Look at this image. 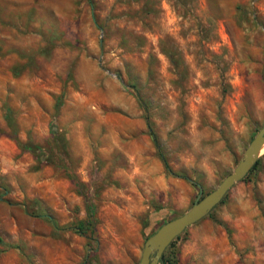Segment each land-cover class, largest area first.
<instances>
[{
    "label": "rangeland",
    "instance_id": "374dc122",
    "mask_svg": "<svg viewBox=\"0 0 264 264\" xmlns=\"http://www.w3.org/2000/svg\"><path fill=\"white\" fill-rule=\"evenodd\" d=\"M263 126L264 0H0V264H138ZM250 170L166 259L264 264Z\"/></svg>",
    "mask_w": 264,
    "mask_h": 264
},
{
    "label": "water",
    "instance_id": "95a60500",
    "mask_svg": "<svg viewBox=\"0 0 264 264\" xmlns=\"http://www.w3.org/2000/svg\"><path fill=\"white\" fill-rule=\"evenodd\" d=\"M264 148V126L247 146L242 160L211 192L198 198L192 207L181 216L161 225L144 243L138 264H158L168 245L186 228L205 217L220 203L225 194L249 172ZM201 193V191H200Z\"/></svg>",
    "mask_w": 264,
    "mask_h": 264
},
{
    "label": "trees",
    "instance_id": "16d2710c",
    "mask_svg": "<svg viewBox=\"0 0 264 264\" xmlns=\"http://www.w3.org/2000/svg\"><path fill=\"white\" fill-rule=\"evenodd\" d=\"M138 99H139V98H138ZM139 100H140V99H139ZM146 123H147V127H148V129H149V132H150V134H151V136H152V138H153V141H154V143H155V146H156L157 149L160 151L159 145H158V143H157V138H156V136H155V134H154V132H153V130H152V128H151V125H150V122H149L148 117H146ZM161 158H162V161H163V164H164L165 169H166L167 171H170V169H169V167H168V165H167L166 160L164 159V157L161 156ZM253 168H254V167H253ZM250 171H251V170H250ZM250 171L248 172V174L250 173ZM176 238H177V237H176ZM176 238H175V239H176ZM172 242H173V241H172ZM172 242L168 245V247L172 244ZM168 247H167V248H168ZM167 248H166V249H167ZM158 264H172L170 260H168V259L165 258V251H164L163 255L161 256V258H160Z\"/></svg>",
    "mask_w": 264,
    "mask_h": 264
}]
</instances>
